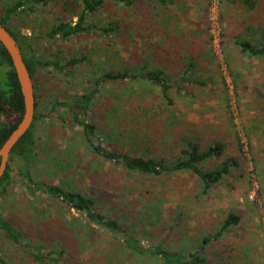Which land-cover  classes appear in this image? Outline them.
Returning a JSON list of instances; mask_svg holds the SVG:
<instances>
[{
	"label": "rangeland",
	"instance_id": "1",
	"mask_svg": "<svg viewBox=\"0 0 264 264\" xmlns=\"http://www.w3.org/2000/svg\"><path fill=\"white\" fill-rule=\"evenodd\" d=\"M77 2L48 0L34 13L24 12L16 19V23L20 21L17 28L23 34H38L57 14L75 20L72 12L80 9ZM229 2L205 0L203 6L199 0L190 1L198 14L204 10L195 38L191 34L186 39L174 36L167 30L164 13L163 17H149L151 2L133 0L127 11L121 4H106L90 14L97 25L93 32L65 40L42 39L39 47L43 54L60 48L65 55L87 57L75 66L73 76L65 77L50 68L40 70L42 111L47 110L50 99L66 100L91 88L93 73L117 69L123 63L137 65L145 58L174 78H188L178 84L181 90L174 87L170 91V105L161 103L155 86L104 82L86 120L97 126V142L135 155L172 157L178 152L174 141L182 133L203 143L224 144L222 155L210 164L234 159L236 165H231L230 174L208 195L196 197L198 186L189 172L133 174L96 156L87 147L80 125L65 114L64 107L36 122L35 134L43 143L35 174L55 183L63 180L70 188L95 195L103 211L129 226L142 241L162 242L170 249L194 248V241L203 233L217 231L228 212H235L239 224L210 244L207 256L219 264H264V55L248 56L240 52L239 45L243 39H259L258 27L264 28V0H257L253 9L240 1ZM107 24L113 30L103 31ZM188 62L193 63L194 71L187 75ZM6 69L7 65L0 64L3 89ZM7 114L3 119L12 115L11 111ZM0 211L25 239L62 243L66 254L60 264L126 262L122 252L104 247L106 236L93 235L96 227L88 226L87 231L81 226H77L79 230L65 227L64 222L73 221L74 216L83 221L80 213L48 195L34 197L19 183L0 201ZM2 246L15 264H33L22 247L6 240Z\"/></svg>",
	"mask_w": 264,
	"mask_h": 264
},
{
	"label": "trees",
	"instance_id": "2",
	"mask_svg": "<svg viewBox=\"0 0 264 264\" xmlns=\"http://www.w3.org/2000/svg\"><path fill=\"white\" fill-rule=\"evenodd\" d=\"M5 1V0H4ZM80 9L72 12L76 15L73 20L72 16L66 17L57 14L53 23L40 29L38 34H23L18 30L16 19H21L26 14L34 13L39 6L46 5L48 0H10L9 3L0 1V23L9 31L19 45L24 63L29 71L33 82L35 96L34 118L27 131L19 138L13 146L9 160L0 176V201L8 194L13 184L19 183L26 192L34 197L38 194L48 195L61 204L74 209L84 217L74 216V220H66L65 227L81 226L86 229H94L95 236H106L108 251L119 250L127 257L123 264H219L212 261L208 255L210 244L222 238L225 232L239 224L240 217L235 212H228L226 217L219 224L217 231L205 232L196 241L194 248L170 249L162 242L148 244L142 241L134 234L129 226L125 225L115 216L109 215L101 209L99 199L88 192L80 189H74L67 186L63 180L59 183L38 178L35 170L41 160V145L35 134L36 122L41 121L44 117L51 114H57L55 110L58 107H64L65 114L70 116L71 120L79 124L82 130V136L87 143V147L103 160L118 164L125 172L133 174H142L147 176L166 175L171 176L180 172L191 173L197 184V198H203L208 195L211 189L221 181L224 175H229L231 165L235 166L234 159H225L221 163H213L214 157L222 155L225 148L224 144L217 142L203 143L195 137L188 134H181L175 141L174 145L177 151L172 157H151L146 155L130 154L128 151L113 150L97 142V126L86 120V115L90 109L95 93L104 82H120L131 85L144 86L146 84L158 88V97L161 103L170 105L173 103L170 91L174 87L177 90L182 88L178 86L183 80L188 78L173 77L158 67L152 66L148 58H145L137 65H123L117 69L93 73L91 76L92 87L80 94L70 96L66 100L50 99L46 111H42L40 97L43 95L41 86L39 87V74L41 69H49L63 76H73L75 66L80 64L86 56L65 55L62 49H57L55 53L43 54L40 43L42 39H72L87 32L96 30L97 25L89 19L90 14L95 13L99 8L109 5H119L126 11L130 8L133 0H77ZM230 2L240 1L248 9L257 6V0H229ZM151 2L148 16L152 15L163 17L165 7L175 3V0H149ZM67 9H71L68 4ZM162 9V10H161ZM103 31H111L113 27L110 24L102 27ZM260 32L259 39L241 40L240 52L248 56L264 55V28L258 27ZM70 54V53H69ZM0 64L7 65L5 84L6 89L0 87V145L10 134L12 129L17 125L21 112L23 110L22 96L20 93L18 81L16 79L10 57L0 43ZM193 63L186 64L185 73L193 72ZM191 77V76H190ZM191 80V79H190ZM42 91V92H41ZM11 111V117L7 112ZM60 119L63 118L60 114ZM236 138L239 150L242 144ZM64 168V167H63ZM61 168V169H63ZM65 169V168H64ZM60 170V168H59ZM259 210V209H258ZM79 221L80 224L76 223ZM89 226V227H88ZM79 230V227H77ZM0 264H15L13 258L7 254L2 246L3 240L12 245L22 247L26 256H29L33 264H60L65 257L66 249L62 243L55 244L41 241H31L25 239L23 232L18 226L3 212L0 211ZM104 238V237H103ZM104 238V239H105ZM201 239V243L198 241ZM16 246V247H17ZM104 247L101 249L104 250ZM110 253V252H108ZM122 259V257H119Z\"/></svg>",
	"mask_w": 264,
	"mask_h": 264
},
{
	"label": "water",
	"instance_id": "3",
	"mask_svg": "<svg viewBox=\"0 0 264 264\" xmlns=\"http://www.w3.org/2000/svg\"><path fill=\"white\" fill-rule=\"evenodd\" d=\"M0 43L6 49L11 64L18 81L20 93L22 96L23 110L21 112L20 119L17 125L12 129L7 138L0 145V176L6 169L9 154L19 140V138L30 127L35 110V96L33 89V82L29 71L24 63L21 50L15 38L9 33V31L0 23Z\"/></svg>",
	"mask_w": 264,
	"mask_h": 264
},
{
	"label": "crops",
	"instance_id": "4",
	"mask_svg": "<svg viewBox=\"0 0 264 264\" xmlns=\"http://www.w3.org/2000/svg\"><path fill=\"white\" fill-rule=\"evenodd\" d=\"M190 1L191 0L181 4L180 0H175L174 4L164 9V19H166V24L168 26L167 30H169V32L172 31V33L175 34L174 36L183 35V38L186 39L189 34L194 36L197 29H199L197 27L198 21H201L204 17V10L198 14L195 8L190 7ZM199 1L200 3L202 2L201 4L204 6L205 0Z\"/></svg>",
	"mask_w": 264,
	"mask_h": 264
},
{
	"label": "built area",
	"instance_id": "5",
	"mask_svg": "<svg viewBox=\"0 0 264 264\" xmlns=\"http://www.w3.org/2000/svg\"><path fill=\"white\" fill-rule=\"evenodd\" d=\"M263 215V214H262Z\"/></svg>",
	"mask_w": 264,
	"mask_h": 264
}]
</instances>
